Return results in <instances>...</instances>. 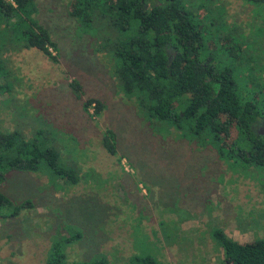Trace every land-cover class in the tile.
Wrapping results in <instances>:
<instances>
[{
    "label": "rangeland",
    "instance_id": "rangeland-1",
    "mask_svg": "<svg viewBox=\"0 0 264 264\" xmlns=\"http://www.w3.org/2000/svg\"><path fill=\"white\" fill-rule=\"evenodd\" d=\"M35 2L34 20L48 30L57 60L21 47L14 23L0 22V129L56 147L78 180L60 177L44 161L36 171L0 165V191L15 204H33L0 219V264H46L54 243L65 254L62 264H131L144 254L157 264H225L214 230L239 242L264 238V166L222 159L186 123L178 129L149 121L119 88L100 25L81 26L67 0ZM215 2L226 32L232 24L247 34L251 22L264 24L251 4ZM88 97L102 102L99 114L95 103L83 110ZM107 129L117 135L115 155L102 144ZM77 233L82 237L66 242Z\"/></svg>",
    "mask_w": 264,
    "mask_h": 264
},
{
    "label": "trees",
    "instance_id": "trees-1",
    "mask_svg": "<svg viewBox=\"0 0 264 264\" xmlns=\"http://www.w3.org/2000/svg\"><path fill=\"white\" fill-rule=\"evenodd\" d=\"M35 1L0 0V22L14 23L21 47L36 48L56 61L57 55L49 49L57 51L56 44L48 30L34 20ZM241 1L254 6V17L264 22V0ZM67 2L68 14L81 26L100 25L99 32L106 35L104 45L115 58L119 88L137 102L149 121L156 118L178 129L186 123L222 159L229 156L248 166H264V135L257 127L264 120V24L254 27L251 22L248 34L232 24L226 32L215 0ZM4 74L0 59V78ZM70 84L80 96V85L75 80ZM3 88L0 83V92ZM93 103L99 114L103 104L98 98L85 99L83 110ZM102 138L106 151L115 155L116 133L107 129ZM41 161L60 177L78 180L73 169L63 165L56 147L26 139L17 129H0V165L36 171ZM8 207L12 210L7 211ZM32 207L31 201L15 204L0 191V219ZM213 236L224 250L225 264H264V238L239 242L222 229L214 230ZM81 237L77 233L66 242ZM57 245L50 248L46 264L63 263L65 254ZM72 264L105 263L100 258ZM131 264L157 261L144 254L134 256Z\"/></svg>",
    "mask_w": 264,
    "mask_h": 264
},
{
    "label": "flooded vegetation",
    "instance_id": "flooded-vegetation-1",
    "mask_svg": "<svg viewBox=\"0 0 264 264\" xmlns=\"http://www.w3.org/2000/svg\"><path fill=\"white\" fill-rule=\"evenodd\" d=\"M264 121V120H263ZM259 131V133H262L263 135H264V128L263 129H260V130H258Z\"/></svg>",
    "mask_w": 264,
    "mask_h": 264
},
{
    "label": "clouds",
    "instance_id": "clouds-1",
    "mask_svg": "<svg viewBox=\"0 0 264 264\" xmlns=\"http://www.w3.org/2000/svg\"><path fill=\"white\" fill-rule=\"evenodd\" d=\"M50 49V51H51V48H49ZM52 52V51H51ZM53 53V52H52ZM54 54V53H53Z\"/></svg>",
    "mask_w": 264,
    "mask_h": 264
}]
</instances>
